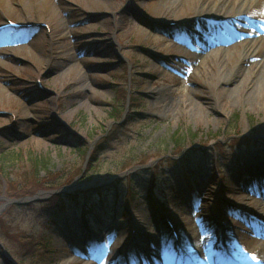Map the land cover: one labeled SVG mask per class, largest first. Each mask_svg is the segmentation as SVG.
Listing matches in <instances>:
<instances>
[{"label": "rangeland", "instance_id": "rangeland-1", "mask_svg": "<svg viewBox=\"0 0 264 264\" xmlns=\"http://www.w3.org/2000/svg\"><path fill=\"white\" fill-rule=\"evenodd\" d=\"M200 1L0 0V24H21L0 30V255L227 264L223 251L241 262L257 250L264 97L258 86L222 90L249 70L236 66L244 42L201 45L202 35L237 40L244 19L230 21L234 32L221 18L194 20ZM250 5L264 53V0ZM73 182L74 195L104 191L91 212L61 190Z\"/></svg>", "mask_w": 264, "mask_h": 264}, {"label": "bare ground", "instance_id": "bare-ground-1", "mask_svg": "<svg viewBox=\"0 0 264 264\" xmlns=\"http://www.w3.org/2000/svg\"><path fill=\"white\" fill-rule=\"evenodd\" d=\"M176 2L177 0H173V2L171 0L172 5H174V3L176 4ZM250 4H252V0H201L200 5L196 10V16L198 17H195L196 19L194 18V20H200L201 16H208L209 19L222 18V21H234L239 17H242L244 19L243 24L239 26L238 30L241 37L240 40H243L244 46L241 49V60L236 66L239 67L240 65H242V63H246L247 66H249V70L241 79L235 77H232L230 79H221L222 85H225L222 90L224 92L226 91V94H232L234 93V89H243V93L252 95L251 93L254 92L253 89L258 86V90H260V94L258 95H262V97H264L262 94L264 92V82L262 81L264 78V53L261 47H257L259 45H263V39H253V29H259L260 22L257 19L246 15L247 10H249L251 6ZM213 13H215L216 15ZM175 15L177 18H179L178 11L175 13ZM236 15H238V17L234 18ZM211 42L215 43V38L212 39ZM254 45L255 47H253ZM173 46L176 48V50L181 49L179 45ZM225 54L226 53H219V55L222 56H225ZM202 57L204 56H199L201 62L204 60V58ZM196 60L199 61V59ZM225 63H227L226 57L218 60L217 73H221L224 71V69L226 68ZM199 68H201V64L199 65ZM246 88L248 89L249 93L246 91ZM257 173L261 172L258 171ZM247 197L249 198V196ZM243 199H246V196H244ZM243 203H249V199L246 202L244 201ZM257 203L258 205H260L261 201L255 202L253 200L252 205H256L255 208H259L257 206ZM261 233L264 236V232ZM263 255L264 238L262 237V239L257 244V250L245 252L244 257L246 260L252 261L254 264H260V260Z\"/></svg>", "mask_w": 264, "mask_h": 264}, {"label": "trees", "instance_id": "trees-1", "mask_svg": "<svg viewBox=\"0 0 264 264\" xmlns=\"http://www.w3.org/2000/svg\"><path fill=\"white\" fill-rule=\"evenodd\" d=\"M98 153H97V149L94 151V153L91 156V163L97 159ZM38 160L40 161V159H37L36 161H34L35 165L38 164ZM44 164V163H43ZM42 164V165H43ZM70 195V194H68ZM94 195H103V191L102 190H95L93 191V189H86V190H79L77 191V194H72L71 193V200L73 202L74 205H76L77 207H79V209L88 206V204L90 202L86 201L88 199H92L94 197ZM69 196V197H70ZM88 197V199H87ZM54 204H57V206H60V208H63V205L59 204L57 201H55ZM88 208V207H87ZM84 209V208H83ZM1 258L4 261V264H13L9 259H7L4 254L1 252Z\"/></svg>", "mask_w": 264, "mask_h": 264}, {"label": "water", "instance_id": "water-1", "mask_svg": "<svg viewBox=\"0 0 264 264\" xmlns=\"http://www.w3.org/2000/svg\"><path fill=\"white\" fill-rule=\"evenodd\" d=\"M75 186H77V184L73 182L71 185L66 186V187H64V188H69V189H70V188H73V187H75Z\"/></svg>", "mask_w": 264, "mask_h": 264}]
</instances>
